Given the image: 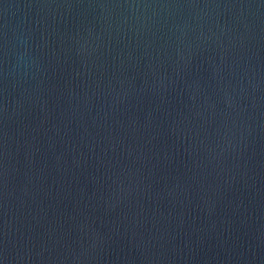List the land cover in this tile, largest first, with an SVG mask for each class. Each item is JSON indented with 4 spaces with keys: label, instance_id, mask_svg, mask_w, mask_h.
Instances as JSON below:
<instances>
[{
    "label": "water",
    "instance_id": "obj_1",
    "mask_svg": "<svg viewBox=\"0 0 264 264\" xmlns=\"http://www.w3.org/2000/svg\"><path fill=\"white\" fill-rule=\"evenodd\" d=\"M0 264H264V0H0Z\"/></svg>",
    "mask_w": 264,
    "mask_h": 264
}]
</instances>
